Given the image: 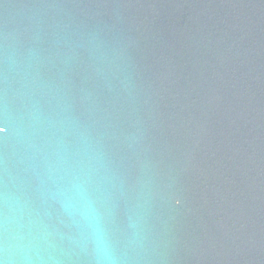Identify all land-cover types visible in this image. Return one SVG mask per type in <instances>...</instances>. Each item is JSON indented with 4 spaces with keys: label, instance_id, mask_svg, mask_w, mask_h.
I'll use <instances>...</instances> for the list:
<instances>
[{
    "label": "water",
    "instance_id": "obj_1",
    "mask_svg": "<svg viewBox=\"0 0 264 264\" xmlns=\"http://www.w3.org/2000/svg\"><path fill=\"white\" fill-rule=\"evenodd\" d=\"M97 227L264 264V0H0V259L100 264Z\"/></svg>",
    "mask_w": 264,
    "mask_h": 264
},
{
    "label": "clouds",
    "instance_id": "obj_2",
    "mask_svg": "<svg viewBox=\"0 0 264 264\" xmlns=\"http://www.w3.org/2000/svg\"><path fill=\"white\" fill-rule=\"evenodd\" d=\"M96 234H97V242H98V251L100 253V264H115L112 257L108 253L107 245L98 227L96 229ZM7 260H8L7 257H5V259H0V264H6Z\"/></svg>",
    "mask_w": 264,
    "mask_h": 264
}]
</instances>
